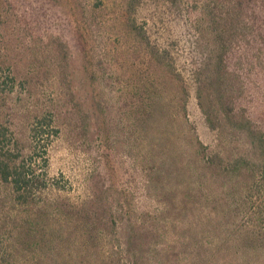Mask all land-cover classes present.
<instances>
[{
  "label": "rangeland",
  "instance_id": "374dc122",
  "mask_svg": "<svg viewBox=\"0 0 264 264\" xmlns=\"http://www.w3.org/2000/svg\"><path fill=\"white\" fill-rule=\"evenodd\" d=\"M245 122L264 0H0L2 142L47 158L31 207L0 184V264H264Z\"/></svg>",
  "mask_w": 264,
  "mask_h": 264
},
{
  "label": "trees",
  "instance_id": "16d2710c",
  "mask_svg": "<svg viewBox=\"0 0 264 264\" xmlns=\"http://www.w3.org/2000/svg\"><path fill=\"white\" fill-rule=\"evenodd\" d=\"M245 124L240 126V129L244 130L252 145L258 150L260 162L256 164L250 163L246 159H240L232 164L230 169L251 171L252 173L258 170L259 173H264V133L249 122H245ZM4 131V128L0 130V184L6 188L11 203L28 208L41 197L43 180L39 178L37 170L41 166H47V158H42L41 164H38L37 160H33L29 154L21 151L17 145H4L2 142V139H5ZM198 152L203 169H210L211 167H217L220 170L226 169L222 159L217 154L214 157L208 156L204 153L200 143H198ZM44 153H46V149H44ZM39 203L40 201L36 204ZM128 243L129 251H131L128 256L133 263L137 264L138 259L133 252L134 244L132 240ZM220 243L222 242H218L219 245ZM200 248L201 245L198 246V249Z\"/></svg>",
  "mask_w": 264,
  "mask_h": 264
}]
</instances>
